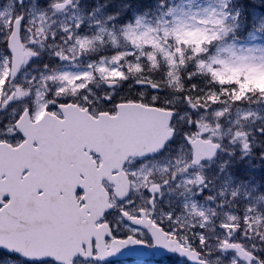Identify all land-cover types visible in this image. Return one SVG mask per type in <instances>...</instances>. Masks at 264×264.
<instances>
[{
    "label": "snow or ice",
    "instance_id": "snow-or-ice-1",
    "mask_svg": "<svg viewBox=\"0 0 264 264\" xmlns=\"http://www.w3.org/2000/svg\"><path fill=\"white\" fill-rule=\"evenodd\" d=\"M0 264H264V0H0Z\"/></svg>",
    "mask_w": 264,
    "mask_h": 264
}]
</instances>
